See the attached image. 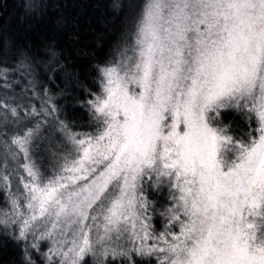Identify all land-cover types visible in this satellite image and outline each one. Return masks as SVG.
I'll use <instances>...</instances> for the list:
<instances>
[{
    "label": "snow or ice",
    "instance_id": "1",
    "mask_svg": "<svg viewBox=\"0 0 264 264\" xmlns=\"http://www.w3.org/2000/svg\"><path fill=\"white\" fill-rule=\"evenodd\" d=\"M132 45L99 70L97 131L69 134L55 173L33 158L39 123L0 129V204L14 217L0 213V238L17 226L20 264H264V0H146ZM0 107L17 122L56 111ZM222 110L257 128L235 140ZM146 182L170 189L158 234ZM129 233L140 246L109 251Z\"/></svg>",
    "mask_w": 264,
    "mask_h": 264
},
{
    "label": "trees",
    "instance_id": "2",
    "mask_svg": "<svg viewBox=\"0 0 264 264\" xmlns=\"http://www.w3.org/2000/svg\"><path fill=\"white\" fill-rule=\"evenodd\" d=\"M144 3L146 0H0V69H7L16 88L22 90L29 84L34 87L32 94L49 99L50 108L56 109L54 124L61 118L67 131H95L97 121L87 104L102 95L99 70L121 58ZM218 123L227 126L237 140L247 139L257 128L254 117L247 120L235 110H222ZM49 126L56 132L60 129L59 136L65 131L61 126ZM145 187L149 195H159L160 205L170 204L167 184L152 188L146 182ZM7 207L0 204V213ZM7 229L8 234L0 238V264H20L23 246H17L11 238L14 233ZM151 261L158 264L156 256ZM108 263L121 264V258ZM137 264L149 261L137 259Z\"/></svg>",
    "mask_w": 264,
    "mask_h": 264
},
{
    "label": "rangeland",
    "instance_id": "3",
    "mask_svg": "<svg viewBox=\"0 0 264 264\" xmlns=\"http://www.w3.org/2000/svg\"><path fill=\"white\" fill-rule=\"evenodd\" d=\"M133 39H134V36L129 39L127 48L125 49L123 54L127 53L128 55H132L131 48L133 46L132 45ZM114 62H115L114 60L110 61L108 64H105L104 66H102V68L105 67L106 65H111ZM8 76L9 75L7 72L6 76H3L0 79V99L6 100L11 107H17L18 111H20L21 117L25 115L28 108L30 107H35L37 111H40L44 107L51 109L50 106L48 105L49 99L47 97L44 96V98H39L40 94L38 93L32 94L33 88H34L32 85L28 84L26 88H22L21 90L15 87L13 81H11V79H9ZM5 79L8 82L6 90H5V85L3 83ZM5 116H8L7 121L4 120ZM5 122L9 126V129H8L9 137L12 135V133H19L21 131H24L25 129L23 125L25 124H27L28 127H32L36 123H39L40 125V131L38 133L39 139L36 141V143L39 145V148L38 149L33 148V152H34L33 158L34 160L37 161L39 166H42V171L45 174L55 173L56 166L59 163L63 162L61 158L70 151V148L67 145L69 134H76V135H79L80 137H84L85 134H93L95 131H97V129L95 131L94 130H87V131L83 130V131H76V132L65 130V131H60V134L62 136L61 137L57 133L60 129L56 132V130H53L52 128H50L52 126H49V125H55V127L59 128L62 122L61 118H58V121L56 124H54L52 114L46 117L43 115L39 117H28L27 119H23L17 122L14 118L8 115L7 111L4 108L0 107V129H3ZM219 126L224 127L221 124H219ZM2 146H3V139L0 138V147ZM10 171L18 172L19 170L15 168H10ZM19 187L20 186L17 185V182H16V177L13 176L11 180V187L7 189L6 192H9V191L17 192ZM146 194H147L148 199L153 204V210L151 211L152 225H153L154 231L158 234L159 232L163 231L164 228L167 226L166 218L161 216L160 213L164 211L165 208L170 207L172 205V201L170 202V204L166 203V204L160 205L161 199L159 195L157 194L149 195L147 192ZM19 211H24V209L21 208L19 209ZM3 212H7L10 217L14 218L12 216L13 209H12V205L10 202L8 203V207ZM7 227L13 233L18 234L16 233V227H17L16 225L8 224ZM172 230L179 231V227L177 226L173 228ZM93 239H95L94 235H93ZM141 243H142L141 240L137 236L129 233L128 235L122 237L119 241L111 242L109 245H107V247L109 251H111V248L116 245L132 248L135 246H140ZM149 243H156V241L155 240L143 241L144 245H147ZM160 246H165V245H163V243L161 242ZM114 258H117V257L114 256ZM107 264H109L108 261H107Z\"/></svg>",
    "mask_w": 264,
    "mask_h": 264
}]
</instances>
